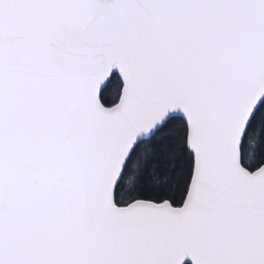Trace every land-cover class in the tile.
<instances>
[{"label":"snow or ice","instance_id":"6c2138e0","mask_svg":"<svg viewBox=\"0 0 264 264\" xmlns=\"http://www.w3.org/2000/svg\"><path fill=\"white\" fill-rule=\"evenodd\" d=\"M0 264H264V0H0Z\"/></svg>","mask_w":264,"mask_h":264}]
</instances>
